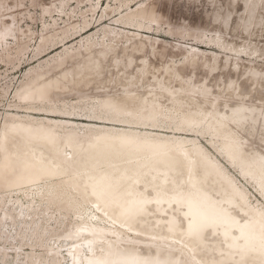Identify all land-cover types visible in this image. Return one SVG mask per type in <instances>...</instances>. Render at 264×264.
Masks as SVG:
<instances>
[{
	"label": "bare ground",
	"instance_id": "obj_1",
	"mask_svg": "<svg viewBox=\"0 0 264 264\" xmlns=\"http://www.w3.org/2000/svg\"><path fill=\"white\" fill-rule=\"evenodd\" d=\"M23 1L0 68L34 42ZM131 1L38 0L53 56L0 116L1 263L264 264V0ZM169 22L191 47L150 37Z\"/></svg>",
	"mask_w": 264,
	"mask_h": 264
},
{
	"label": "rangeland",
	"instance_id": "obj_2",
	"mask_svg": "<svg viewBox=\"0 0 264 264\" xmlns=\"http://www.w3.org/2000/svg\"><path fill=\"white\" fill-rule=\"evenodd\" d=\"M110 0H106L104 2V0H102V3H104L103 7H102V11L103 9L106 7V4L109 3ZM123 1V0H121ZM134 1V2H133ZM143 1H147V0H132L131 1V5L137 3L140 4L142 3ZM109 4L112 5V7L114 8L115 5H114V2H110ZM56 6L58 7V2H56ZM23 7L27 9V12L30 13V16H26L24 17L23 21L21 22V24L18 26V28H22L23 30L25 29H29L30 31L34 32V35H35V39H34V42L28 47V49L26 50L25 52V56L24 54H17V52L15 51L17 48V46H15V42L14 40H11L9 41L8 43V46L9 48L12 47V52L10 54V56H6V57H3L2 60H4L2 63H1V68H0V93L2 92V90L6 87H9L8 88V92L6 94L5 97L1 98L0 97V116H4L7 112V110H10V107L8 106H14V105H18L19 104V101L17 100L16 98V92L18 90V88L20 87L21 83H23L27 77H29L31 74L37 72L39 70V67L41 65H44L46 63V61H49L51 60L52 56L51 55L50 57L48 58H44L40 61H37V62H33L32 58L33 56L38 53L39 51V48L41 46V43H40V36L42 34V31H43V21H42V17H41V8H39L38 6V0H25L23 1ZM72 8H74V6L72 5L71 6ZM57 10V9H55ZM85 9H83V11H85ZM97 11H99V9H97ZM101 11V12H102ZM101 12H99V15L101 14ZM172 16H170V19H171ZM80 17L78 16L77 19H79ZM54 21L59 25V27H63L64 26V20H66V18H64L63 20H60V17H54ZM82 20H81V23L82 24ZM25 23V24H24ZM29 23V24H27ZM50 23H52V20L51 19H48L46 25H45V28L47 26V28H50ZM110 23V22H109ZM171 23V25L169 24H164L161 28H159V30L161 31L160 33H162V36H150L151 38H157L158 41H162V42H166V43H169V44H177V45H182L183 48H189L191 47L190 46V42L186 41V44H183V43H179L177 42L178 40L175 38H166L164 37L165 35H173L171 33L175 32L174 34L176 36L179 37V33L177 31H175V22H169ZM184 23V22H183ZM28 25V27H26ZM108 25V24H107ZM179 27H182V23H180L178 21V24H177ZM110 26V25H109ZM182 31H185L182 29ZM96 32V31H94ZM101 33V32H99ZM165 34V35H164ZM203 34H207V32H203ZM169 37V36H168ZM206 40V38L204 37L203 40ZM11 45V46H10ZM15 47V48H14ZM199 49V48H197ZM14 50V51H13ZM199 50H203V49H199ZM9 52V53H10ZM8 57V58H7ZM6 58V59H5ZM176 60V59H175ZM25 64V65H24ZM26 66V67H25ZM21 69V71H20ZM7 90V89H6ZM42 117V116H41ZM202 141V145L207 149V147L209 146V148H212L208 142H206L204 139L201 140ZM213 152H215L214 150H212ZM211 153V152H210ZM216 153V152H215ZM217 154V153H216ZM212 155V153H211ZM218 155V154H217ZM220 163H222V165L226 168V170L228 172H230L236 179H237V182L238 184L240 185H243L245 186V188L249 191V195L251 197V201L253 203H255L256 201V198H255V190L252 188L251 185H249L247 182L243 181L241 182L239 179H238V173H236L235 171H233L231 168V171L226 167V165L222 162V158H219L218 159ZM228 165V164H227ZM242 179V178H240ZM68 219H70V217H68ZM75 223V219H70V220H67L66 221V225L67 224H71L72 226L74 225ZM8 227L5 228V230H7ZM63 229H61L60 231L62 232ZM18 233V232H17ZM16 231L15 229H12V228H9V237L11 238H14L16 240ZM16 236V237H15ZM13 244H16V242L14 241ZM20 246H16V245H3V248L6 252V264H11L12 263V259H13V253H14V249L15 248H19ZM36 250V251H34ZM33 251L32 250H28V251H24L26 253L25 256H30L31 254H34V255H39V254H42V250L43 249H40V251H38V248L35 247ZM0 264H3L1 263V260H0ZM25 264V262H24ZM66 264V263H65Z\"/></svg>",
	"mask_w": 264,
	"mask_h": 264
}]
</instances>
